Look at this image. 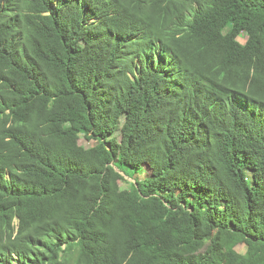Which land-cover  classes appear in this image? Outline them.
<instances>
[{
  "label": "trees",
  "instance_id": "obj_1",
  "mask_svg": "<svg viewBox=\"0 0 264 264\" xmlns=\"http://www.w3.org/2000/svg\"><path fill=\"white\" fill-rule=\"evenodd\" d=\"M0 264H264V0H0Z\"/></svg>",
  "mask_w": 264,
  "mask_h": 264
},
{
  "label": "rangeland",
  "instance_id": "obj_2",
  "mask_svg": "<svg viewBox=\"0 0 264 264\" xmlns=\"http://www.w3.org/2000/svg\"><path fill=\"white\" fill-rule=\"evenodd\" d=\"M238 41L241 43V44H245L246 43V38H239ZM137 113V108L134 110V115H136ZM119 142H120V145L122 146L123 145V136L120 135L119 136ZM96 143L93 141V142H90V141H87L86 139L84 138H81L80 140V143H79V147H80V150H79V155L82 156L83 154L87 153L88 151H94L95 148H96ZM150 172L149 171H146V175H149ZM145 174H141V175H134L133 173L129 172L128 174L124 175L125 176V181L124 182H121V187L123 189H129L130 188V184L131 183H134L135 180H143L145 179ZM236 251L239 253V254H242L244 255L247 251L246 249V246L244 244H238L237 247H236ZM161 252L160 249L158 250H154V251H151L149 254L151 256H155L157 254H159Z\"/></svg>",
  "mask_w": 264,
  "mask_h": 264
}]
</instances>
